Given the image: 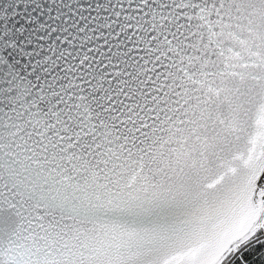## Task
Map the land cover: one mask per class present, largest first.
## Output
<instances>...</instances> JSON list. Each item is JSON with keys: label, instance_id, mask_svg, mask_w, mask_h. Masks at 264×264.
Here are the masks:
<instances>
[{"label": "snow or ice", "instance_id": "1", "mask_svg": "<svg viewBox=\"0 0 264 264\" xmlns=\"http://www.w3.org/2000/svg\"><path fill=\"white\" fill-rule=\"evenodd\" d=\"M261 231L264 0H0V264H248Z\"/></svg>", "mask_w": 264, "mask_h": 264}, {"label": "trees", "instance_id": "2", "mask_svg": "<svg viewBox=\"0 0 264 264\" xmlns=\"http://www.w3.org/2000/svg\"><path fill=\"white\" fill-rule=\"evenodd\" d=\"M244 259L248 261V264H264V244L246 252L244 254ZM236 264H238V262H236Z\"/></svg>", "mask_w": 264, "mask_h": 264}, {"label": "rangeland", "instance_id": "3", "mask_svg": "<svg viewBox=\"0 0 264 264\" xmlns=\"http://www.w3.org/2000/svg\"><path fill=\"white\" fill-rule=\"evenodd\" d=\"M258 236H264V231H261L260 233L257 234Z\"/></svg>", "mask_w": 264, "mask_h": 264}]
</instances>
